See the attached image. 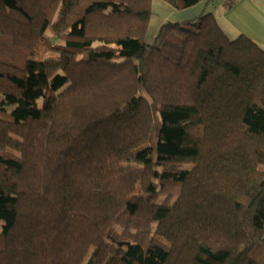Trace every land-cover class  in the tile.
<instances>
[{"label": "trees", "instance_id": "16d2710c", "mask_svg": "<svg viewBox=\"0 0 264 264\" xmlns=\"http://www.w3.org/2000/svg\"><path fill=\"white\" fill-rule=\"evenodd\" d=\"M152 2L0 0V264H264V50Z\"/></svg>", "mask_w": 264, "mask_h": 264}, {"label": "crops", "instance_id": "0c3cea01", "mask_svg": "<svg viewBox=\"0 0 264 264\" xmlns=\"http://www.w3.org/2000/svg\"><path fill=\"white\" fill-rule=\"evenodd\" d=\"M152 13L149 28L154 30L147 31L148 44L155 42L162 26L169 22L196 20L203 13H211L230 40L245 36L264 50V0H204L183 11L163 0H153Z\"/></svg>", "mask_w": 264, "mask_h": 264}, {"label": "rangeland", "instance_id": "374dc122", "mask_svg": "<svg viewBox=\"0 0 264 264\" xmlns=\"http://www.w3.org/2000/svg\"><path fill=\"white\" fill-rule=\"evenodd\" d=\"M189 21H191V20H189ZM184 22H185V21H184ZM150 29H151V31L154 30V28H152V27H150L148 30H150ZM147 33H148V32H147ZM47 34H48V35H51V34L49 33V31L47 32ZM146 36H147V34H146ZM145 42H147V37L145 38ZM49 56L52 57L53 55H52V54H49L48 57H49ZM116 230H117L118 233H121V232L123 231V226L118 225V226L116 227Z\"/></svg>", "mask_w": 264, "mask_h": 264}]
</instances>
